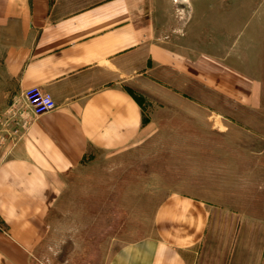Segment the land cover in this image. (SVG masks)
Instances as JSON below:
<instances>
[{
    "label": "rangeland",
    "instance_id": "obj_1",
    "mask_svg": "<svg viewBox=\"0 0 264 264\" xmlns=\"http://www.w3.org/2000/svg\"><path fill=\"white\" fill-rule=\"evenodd\" d=\"M156 5L161 44L230 67L247 85V103L195 84L185 98L160 94L167 102L150 71L129 80L143 122L153 126L123 149L90 151L65 174L32 264H107L125 244L155 234L156 211L173 194L217 208L196 264H264V0ZM8 99L1 89L0 156L24 128Z\"/></svg>",
    "mask_w": 264,
    "mask_h": 264
},
{
    "label": "crops",
    "instance_id": "obj_2",
    "mask_svg": "<svg viewBox=\"0 0 264 264\" xmlns=\"http://www.w3.org/2000/svg\"><path fill=\"white\" fill-rule=\"evenodd\" d=\"M75 2L0 0V90L24 119L0 156V264H32L65 174L90 151L123 149L153 126L143 122L129 80L150 71L161 98L166 91L185 98L195 84L247 103V85L230 67L161 44L156 0ZM30 86L49 93L55 107L33 115L23 98ZM216 209L170 195L156 211L155 234L125 244L107 264H196Z\"/></svg>",
    "mask_w": 264,
    "mask_h": 264
},
{
    "label": "built area",
    "instance_id": "obj_3",
    "mask_svg": "<svg viewBox=\"0 0 264 264\" xmlns=\"http://www.w3.org/2000/svg\"><path fill=\"white\" fill-rule=\"evenodd\" d=\"M23 98L33 115H39L55 107L51 95L38 86H30L23 91Z\"/></svg>",
    "mask_w": 264,
    "mask_h": 264
}]
</instances>
